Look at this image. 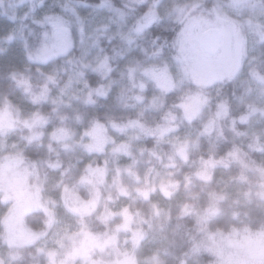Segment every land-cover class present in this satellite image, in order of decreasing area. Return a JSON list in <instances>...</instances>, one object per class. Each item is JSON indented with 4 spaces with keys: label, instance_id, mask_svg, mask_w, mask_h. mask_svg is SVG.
<instances>
[{
    "label": "trees",
    "instance_id": "16d2710c",
    "mask_svg": "<svg viewBox=\"0 0 264 264\" xmlns=\"http://www.w3.org/2000/svg\"><path fill=\"white\" fill-rule=\"evenodd\" d=\"M185 1L192 3L195 0H146L144 3L130 4L132 6L126 5L123 0H42L36 8L38 19L32 18L34 12H25L23 17L15 20L16 37L9 43L4 39L0 47V118L9 122L18 132L19 146L15 155L8 160L0 156V188H3L1 182L5 179V174L13 180L23 181L25 186L17 188L12 205L10 200H7L8 203L0 202V250L9 254L8 264H56V260L54 262L51 256L41 252L36 245L24 241L30 237L20 235L32 237L38 234L44 229L48 215V205L43 208L38 205L43 197L35 194L36 190L32 186V169L30 166L26 167L30 161L59 159L65 166L71 164L72 172L79 176L90 161L93 167H103L109 160L110 181L111 170L117 163L121 168L131 164L127 155L116 157L110 149L129 144L134 136L139 139L132 141L133 150L139 146L151 148L158 138L166 140V136L174 131L175 121L179 124V130L191 129L195 133L188 151L189 159L186 163H181L182 173L192 175L204 168L206 162L216 164L211 169L213 179L210 186L195 181L193 175L194 182L204 188L199 197L201 207L211 205V189L223 192L229 201L237 198L243 201L242 194L238 196V189L241 193L249 187L253 191L258 190L261 176L256 166L264 169V101L242 100L243 92L249 84L246 83L245 86L239 73L234 70L230 75L205 87L192 82L171 89L165 87L167 90L163 88L161 95V100L166 101L163 107L153 108L148 99H143V90L161 88L158 85L157 69L152 63L171 61L177 55L176 44L172 42L180 26L174 25L168 18L156 22L157 17L164 16L165 10L171 9L175 2ZM214 1L218 0H206L204 4H199L197 12L212 9ZM224 1L227 0H220ZM29 2L30 7L35 5V0ZM155 2H161L155 10L156 20L144 26L140 36L135 39L136 49L132 51V57L138 60L135 69L127 66L132 54L124 52V43L102 29L93 30L87 41L106 54L105 68L87 65L82 59V52L83 49L87 51L88 47L84 43H77L74 37L77 33L75 27L63 26L56 20L60 8L65 4L80 3L89 7L108 5L121 11L128 20L136 22L142 19ZM52 16L54 19L47 20ZM1 23L0 20V27ZM3 34L6 37L9 30L5 28ZM82 36L84 39V35ZM157 36L161 40L167 38L169 44L164 48L162 56H150L156 50L153 39ZM193 36L194 32L187 43V48L191 51L194 47ZM232 50V53H236L233 47ZM203 54L206 55L204 52ZM198 58L201 61L202 58ZM233 66L235 68V64ZM248 73L255 75L254 78L264 88V59L253 64ZM75 79L84 84V95L74 105H55L52 101L53 94ZM200 92L213 99L198 112L197 108H191L189 124L183 119L182 109L173 105L180 104L182 98L193 101L196 97L199 98L197 93ZM221 98L227 99L226 116L223 107L217 108L216 100ZM21 122L31 126V131ZM65 131L69 135L74 134V140L80 141L79 145L73 144L72 149L67 151L53 139ZM34 132L42 135L33 138ZM123 135L131 139L126 141V138L122 139ZM85 145L93 149L91 155L86 151ZM163 147L169 148L166 143ZM122 152L124 153L123 150ZM219 161L227 162L228 167L217 163ZM144 167L143 164L139 166L141 172ZM59 175V172H49L52 181L58 179ZM54 193L61 194L59 189ZM64 196L69 207L67 212L72 219L82 222L85 233L92 240L90 246H96L97 239L103 233L113 235V225L120 222V217L109 221L106 228L101 222L104 218L98 219L99 212H92L95 201L87 184H76L74 187L70 184ZM53 198L57 200L56 195ZM23 200L31 205L21 208L20 202ZM153 200L162 201L172 210L173 218L162 231H148L142 239L140 234L133 236L128 231L118 233V248L123 253L131 247L129 241L125 243V239L133 242L139 240V244L146 243L149 247L150 251L144 245L139 255L137 247L134 249L135 264H152L153 254L158 255L163 264H182L184 261L187 264H209L210 261L214 264H231L229 261L218 260L216 244L222 238L247 240L264 235V202L253 201L246 204L243 210L247 211V217L241 215L233 219L230 212L222 211L216 215H188L177 220L176 213L184 200L183 192L178 193L171 201L164 202L160 196H154ZM50 205H56L59 213L63 211L58 204ZM115 207L118 208L119 205ZM13 218L19 224L14 227L11 224L9 227ZM4 224L6 230L2 232ZM7 238H17L15 245H9ZM109 247L105 248V253ZM208 247L213 249L214 254L207 250ZM91 260H88L89 263H92ZM96 262L94 259L93 263ZM129 262L131 264L130 260Z\"/></svg>",
    "mask_w": 264,
    "mask_h": 264
},
{
    "label": "rangeland",
    "instance_id": "374dc122",
    "mask_svg": "<svg viewBox=\"0 0 264 264\" xmlns=\"http://www.w3.org/2000/svg\"><path fill=\"white\" fill-rule=\"evenodd\" d=\"M30 0H0V20L1 33H0V47L4 39H7V43L11 39L14 40L15 32L17 30L16 19H19L25 15V12H34L32 18H37L36 8L42 3V0H35V5L30 7ZM128 6L130 4L144 3L146 0H123ZM206 0H195L192 3L204 4ZM37 3V4H36ZM192 3L180 2L172 6L179 9L182 7H191ZM161 2H155L152 8L142 17L141 20L132 22L128 20L126 15L119 10L112 9L108 5H101L99 7H89L80 3H72L70 5L61 7L59 13L56 16V20L63 26H74L77 33L74 37L77 39V43H84L88 50L83 49L82 59L87 65L91 67L105 68V62L107 60L106 54L101 52L96 45L88 43L87 38L91 32L95 29L107 30L110 34L118 40L124 43V52L131 53L136 49L135 39L140 36V33L144 26H147L152 21L156 20V7ZM213 8H218L222 12L221 20L215 27L220 31L221 39L215 55L203 54V51L199 47V37L203 30L196 29L193 36V48L189 50L186 45V51L181 52L180 45L176 44L175 51L177 53L176 58L172 60H163L161 62H153L152 64L157 69L158 85L161 87L159 90L156 88L145 89L144 97L148 99L151 107L161 106V95L163 88L168 89L179 87L186 82H192L194 84L205 87L212 82L216 83L221 78L230 75L231 72L239 66L238 61L246 51V56H243V69L239 72V76L242 81L249 84L246 87L242 100L244 101H264V88L262 84L258 83L255 79V75L251 76L248 71L250 67L257 63L259 60L264 59V2L263 0H227L224 2L214 1ZM212 8V9H213ZM208 15V13H205ZM54 19V17H48L47 20ZM209 20H215L214 16L208 15ZM38 19V18H37ZM41 20V19H40ZM15 21V22H14ZM56 21V22H57ZM9 30V34L6 37L3 34L4 29ZM79 32V33H78ZM84 35V39L83 36ZM79 36V37H78ZM86 41V42H85ZM189 47V46H188ZM232 47L236 50V53H232ZM200 52H199V51ZM202 51V52H201ZM197 55V56H196ZM201 55V56H200ZM128 58L127 66L131 69H135L138 64V60L135 57ZM202 58L201 61L199 58ZM237 58V60H236ZM162 63V64H161ZM235 64V68L234 65ZM182 68H190V74L185 77ZM194 74V75H193ZM255 77V78H254ZM165 88V90H167ZM86 92L85 86L79 80L69 81L61 89L56 91L52 96V101L55 105H66L77 103L78 98H81ZM200 97L194 100L189 99L191 108H198L200 104ZM194 103V104H193ZM200 110L204 107H199ZM195 133L191 129H182L173 131L166 136L165 141H171L177 145L178 148L182 147V142L187 140L190 142V147L193 144ZM19 134L14 130L11 124L4 119L0 118V156L8 160V158L15 155L19 146ZM135 137V136H134ZM130 140V143L136 139ZM126 138V139H125ZM131 137L123 135L122 139L128 141ZM110 149V148H108ZM111 153H113V150ZM109 151V150H107ZM115 156H125L122 150L115 154ZM109 168V160H107ZM209 164L208 162L205 163ZM110 169V168H109ZM5 179L1 184L3 188L9 189L12 199H10V205L15 201L13 194L17 188L25 186L24 182L13 180L8 174H5ZM60 191V190H59ZM16 194V193H15ZM41 195L43 200L49 196L52 198L56 195L57 200L55 204H58L59 208H62V212H57L56 205L52 207L48 204V215L46 220L53 219L55 224L51 228H46L40 231L38 234L27 236L26 234H20L24 237H30L24 239L29 244L36 245L39 250L49 256L51 259L56 260V264H94L93 260L96 259V264L100 260L112 261V264H129L127 256L123 255V251L118 248V241L111 245L113 242L111 234L103 233L102 237L97 239L96 246L89 244L92 243L91 238L85 233L82 222L78 219H72L67 206L65 196L61 197V194L43 191L36 193ZM60 195V197H59ZM159 196V195H157ZM25 198V195L23 196ZM28 197V196H27ZM37 196L35 195L34 198ZM19 198V197H18ZM1 203H8L0 199ZM26 200L21 201V208L31 205L25 203ZM41 202L39 204H41ZM58 202V203H57ZM38 204V205H39ZM9 205V206H10ZM11 207V206H10ZM66 210V211H65ZM68 211V212H67ZM62 214V215H61ZM18 215V212H16ZM67 216V217H66ZM15 217V216H14ZM14 219V218H13ZM76 219V220H75ZM15 220L8 224L17 223ZM73 222V223H72ZM6 230L4 224L3 231ZM15 237V236H14ZM17 238H7L9 245L14 246ZM243 240V241H242ZM228 237L219 241L216 244V252L218 260L229 261L231 264H264V235L255 239H242ZM12 241L14 243H12ZM130 242V248L128 251L134 256V249L137 247V254L143 251V246H147L146 243L139 244L133 248V241L125 239ZM126 243V242H125ZM124 243V244H125ZM20 244V243H18ZM95 246V247H94ZM110 246V247H109ZM109 247L105 253V248ZM101 248L104 251H101ZM121 248V247H120ZM146 247V250L150 251ZM146 253V252H145ZM150 255V254H149ZM121 257V258H120ZM151 258V257H150ZM92 259V263L88 260ZM149 259V258H148ZM9 254L6 251L0 250V262L2 264H8Z\"/></svg>",
    "mask_w": 264,
    "mask_h": 264
},
{
    "label": "clouds",
    "instance_id": "9594fccd",
    "mask_svg": "<svg viewBox=\"0 0 264 264\" xmlns=\"http://www.w3.org/2000/svg\"><path fill=\"white\" fill-rule=\"evenodd\" d=\"M198 7L199 3H193L191 7L179 9L173 7L166 9L164 16L157 17L156 22L168 18L174 25L180 26L179 31L173 37L172 43L174 45L179 44L182 53L187 50L186 45L196 29L203 30L205 27H215L222 18V12L218 8L203 9L197 12ZM205 13L214 16L215 20H209L208 15H205ZM168 44L167 38L161 40L159 36L155 37L153 45L156 46V50L149 55L162 56L164 48ZM243 56H246V51L243 53ZM243 56L239 59V66L235 69L237 74L243 69ZM182 71L184 72V76L187 77L191 69L182 68ZM49 79L55 82L52 77H49ZM197 96L201 98L199 107L210 104L213 99L204 92L197 93ZM164 103L166 101L161 102L162 107ZM216 104L217 108L223 107L224 115L226 116L227 99H217ZM173 107L181 108L183 119L187 120L189 124L191 123L190 110L192 106L187 99L182 98V102L173 105ZM199 107L197 108V112L199 111ZM21 123H24L31 131V126L27 125L26 122ZM173 130H179V124L175 123V121ZM41 135V133L34 132L33 138H39ZM53 139L60 143L61 147L66 151L72 149L73 144H80V141L74 140V134L69 135L66 131L60 136H54ZM134 139H139V137H134ZM165 143L168 144V149L163 147ZM84 147L88 154L91 155L93 149L88 145ZM189 148L190 142L187 140L182 142L181 148H178L175 143L165 141L163 137L158 138L151 148L139 146L133 150L131 143L122 145L113 149V155L123 150L124 154L131 159V164L121 168L117 163L111 170L112 177L110 181L108 180L110 170L107 161L103 167H93L90 161L85 165L84 170L79 176L74 175L71 164L65 166L63 161L59 159L56 161L45 159L42 162L30 161L26 167L30 166L32 169L30 173L33 181L32 186L37 193L43 191L55 192L59 189L63 198L70 184L72 187L76 184H87L95 201L92 212H99L98 219L100 217L104 218L101 222L105 224L106 228L109 221L120 217V222L113 225V243H115L118 233L121 231L131 232L133 236L140 234V238L142 239L143 236L147 235L148 231H162L164 226L171 222L173 218L171 208L160 200H153V197L157 195L162 197L164 202H167L171 201L178 193L183 192L184 200L179 206V211L176 213L177 220H181L188 215H216L222 211L230 212L233 219L241 215L247 217V211L243 210L246 204L253 201L264 202V169L257 165V171L260 172L261 176V179L258 181V190L253 191L249 187L241 193L238 189V196L242 194L243 201L239 198L229 201L223 192L218 193L215 189H211L209 192V195L213 197L211 205L201 207L199 205V197L204 188L200 184L211 185L213 179V171L211 169H214L216 164H206L204 168L192 175L182 173L181 163H186L189 159ZM217 163H223L224 167H228L227 162L219 161ZM141 164L145 166L143 172L139 169ZM49 172H59V178L52 181ZM193 175L195 181L200 182V184L194 182ZM0 193H2L0 199L4 201L12 199L9 189L6 187L0 188ZM49 203L54 205L56 201L49 196L39 206L43 208ZM117 205H119L118 208L115 207ZM55 223L54 218L46 220L45 226L46 228H51ZM200 230L202 231L203 229ZM138 243L139 240H135L133 248ZM196 250L198 251L199 248H196ZM207 250L213 253L211 247H208ZM101 251L103 252L104 249L101 248ZM123 255L128 257L131 264H135V258L132 253L125 250ZM98 264H112V261L100 260ZM152 264H163V261L159 259L158 255L153 254ZM182 264H187V261L182 262ZM209 264H214V262L210 261Z\"/></svg>",
    "mask_w": 264,
    "mask_h": 264
},
{
    "label": "water",
    "instance_id": "95a60500",
    "mask_svg": "<svg viewBox=\"0 0 264 264\" xmlns=\"http://www.w3.org/2000/svg\"><path fill=\"white\" fill-rule=\"evenodd\" d=\"M220 39V31L216 28H209L201 33L199 47L204 53L212 55L217 51Z\"/></svg>",
    "mask_w": 264,
    "mask_h": 264
}]
</instances>
